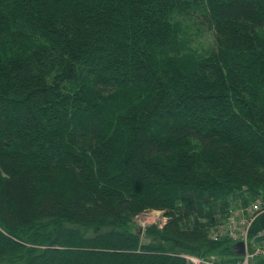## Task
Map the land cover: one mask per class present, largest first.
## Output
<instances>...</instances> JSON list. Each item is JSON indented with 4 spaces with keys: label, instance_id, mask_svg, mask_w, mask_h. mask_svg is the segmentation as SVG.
Returning <instances> with one entry per match:
<instances>
[{
    "label": "trees",
    "instance_id": "16d2710c",
    "mask_svg": "<svg viewBox=\"0 0 264 264\" xmlns=\"http://www.w3.org/2000/svg\"><path fill=\"white\" fill-rule=\"evenodd\" d=\"M258 202L264 0H0V264H236Z\"/></svg>",
    "mask_w": 264,
    "mask_h": 264
},
{
    "label": "rangeland",
    "instance_id": "374dc122",
    "mask_svg": "<svg viewBox=\"0 0 264 264\" xmlns=\"http://www.w3.org/2000/svg\"><path fill=\"white\" fill-rule=\"evenodd\" d=\"M196 20L197 21L193 23L192 27V44L200 51L205 52L210 50L214 46V38L212 32L209 30V27L207 25H200V19ZM253 209V207L248 208V213L246 215H243L244 210L237 211L235 214H233V217L230 218L229 221L225 222L224 224L229 225L233 219V221L237 222V225H239V227H244V225L241 223L244 221H248L250 223V220L253 219L257 212H259L262 208L260 205V209L258 211L256 209ZM250 210L254 214H252ZM136 221L138 223H142V225L145 226L157 224L162 227L166 224L167 219L164 213H161L159 211H151L150 213H144L142 216L139 217V219H136Z\"/></svg>",
    "mask_w": 264,
    "mask_h": 264
},
{
    "label": "built area",
    "instance_id": "2783aa9c",
    "mask_svg": "<svg viewBox=\"0 0 264 264\" xmlns=\"http://www.w3.org/2000/svg\"><path fill=\"white\" fill-rule=\"evenodd\" d=\"M260 205H261L260 202H258L253 205V208L258 211L260 209ZM139 224L142 225V223H139ZM241 224H243L244 227H239V225H237V222L233 221L232 219L231 223L227 227V230L229 231L230 236L233 237V239H235L236 241H242V239L248 238V229L251 223H249L248 221H244ZM142 226H145V225H142ZM260 236L264 237V233H262ZM245 242L247 244L246 254L242 256V258L236 264H256L257 259L264 258V241L262 242V244L256 245L254 243L253 249L251 250L249 247V242L247 241ZM184 257L188 261L187 264H226L216 258L203 259V258H199L196 256H190V255H185Z\"/></svg>",
    "mask_w": 264,
    "mask_h": 264
},
{
    "label": "water",
    "instance_id": "95a60500",
    "mask_svg": "<svg viewBox=\"0 0 264 264\" xmlns=\"http://www.w3.org/2000/svg\"><path fill=\"white\" fill-rule=\"evenodd\" d=\"M237 253L239 255H244L246 253V244L244 241H240L236 244Z\"/></svg>",
    "mask_w": 264,
    "mask_h": 264
},
{
    "label": "bare ground",
    "instance_id": "6f19581e",
    "mask_svg": "<svg viewBox=\"0 0 264 264\" xmlns=\"http://www.w3.org/2000/svg\"><path fill=\"white\" fill-rule=\"evenodd\" d=\"M249 227H250V226H249ZM242 240H243V241H247V242H249V241H248V238H244V239H242Z\"/></svg>",
    "mask_w": 264,
    "mask_h": 264
}]
</instances>
